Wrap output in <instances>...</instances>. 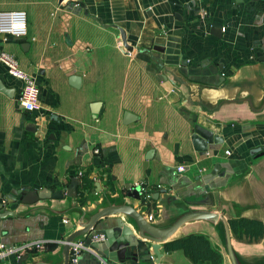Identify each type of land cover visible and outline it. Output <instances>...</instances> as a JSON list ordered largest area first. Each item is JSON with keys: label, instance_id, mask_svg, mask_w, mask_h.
<instances>
[{"label": "crops", "instance_id": "obj_1", "mask_svg": "<svg viewBox=\"0 0 264 264\" xmlns=\"http://www.w3.org/2000/svg\"><path fill=\"white\" fill-rule=\"evenodd\" d=\"M3 10L26 14L25 37H0V51L34 78L38 96L34 112L22 111L20 84L0 64V84L12 91L0 92V242H38L23 264H63L71 232L97 210L127 204L156 228L189 212L217 217L182 223L157 256L126 214L99 219L92 231L105 241L115 225L105 220L115 219L141 241L126 255L264 264V0H0ZM166 45L176 54L151 52ZM202 123L223 137L205 151L192 140ZM71 178L73 195L65 191ZM135 185L139 199L128 196ZM21 188L55 196L23 203ZM100 243L81 264L92 256L129 264Z\"/></svg>", "mask_w": 264, "mask_h": 264}, {"label": "water", "instance_id": "obj_2", "mask_svg": "<svg viewBox=\"0 0 264 264\" xmlns=\"http://www.w3.org/2000/svg\"><path fill=\"white\" fill-rule=\"evenodd\" d=\"M62 1V0H59ZM214 30L215 34H214ZM211 31L213 32V34L215 36H220L221 35V30L220 29H211ZM122 37V45L123 48L125 49V51L130 52L131 48L125 45V40L123 38V34H120ZM166 47L168 49H164L163 47H158V46H154L151 50V52L153 53H158L159 55H175L176 51L174 52L173 49H176L173 46L170 45H166ZM149 59L152 62H155L158 65V68L161 69V64L159 62V58L156 57H152L151 55H149V53H147ZM161 59H163V57H161ZM164 64L165 63L164 61ZM181 65H184L183 63ZM221 80V79H220ZM72 83L77 84L78 82V78L77 77H72L70 80ZM0 92H2L3 94H5L6 96H11L12 95V91L10 88H6L3 87V85L0 84ZM99 103L98 102H92L90 104V109L92 111V113H95V111L97 110ZM124 116H127V113L124 114ZM203 124V125H202ZM202 124H196L194 126V135L192 136V140L196 146L197 149H203L204 151L207 148H210L209 144L212 143H221L223 141V137L222 136H218L217 132L218 130L215 127L212 126H206L204 123ZM217 148V147H214ZM150 152V151H149ZM264 152H258L257 156L263 155ZM221 165L215 164L213 170L211 171L212 175H215L218 168ZM78 183V179L76 178H71L69 186H68V190L66 189V194L69 195H73L74 194V188L75 185ZM69 189H71L69 191ZM17 193L19 194V200L23 203H31L35 200L38 199H42V198H48V197H52L55 196L54 193H50L48 190H34V189H30V188H21L19 190H17ZM128 196L134 198V199H139L140 198V191H139V186L135 185L133 186L129 193ZM121 212L123 214H126L127 216H129L133 222L135 223V226L137 227L138 233L140 234V236L145 237L151 241L154 242V244H152V250H153V254L155 256L158 255L157 253V247H158V243L163 242L165 239H167L170 235L173 234V232L184 222L193 220V219H200V218H216L217 215L214 213H210V212H189V213H185L183 215H181L180 217H178L172 224H170L168 227L166 228H156L150 224H148L147 222L144 221V219L140 216V214L134 209L132 208L130 205L127 204H122V205H116V206H106L103 207L99 210H97L95 213H93L86 222L81 223V226L79 229L71 232L65 239L64 245H63V252H64V260H63V264H81V262L79 261V258L77 260L76 263H70L68 262V243L70 241H72V239L92 230L93 228H97V223L99 222V219H104L107 218V216H109L110 214L113 213H118ZM11 215L12 212H10L9 210H6L4 212V215ZM108 224V221L110 222V224H115L114 227L112 228V226L110 228H112L111 230V237H108L106 235V241L100 243L105 244V245H109V249L110 251H113L112 253H114L113 255H115L116 259L118 262L123 263L125 261H129V264H138L139 261L144 262L145 264H152V256H150V254H144L143 256L137 257L136 253L131 250V252L129 254H125L126 253V249L127 246H131V245H137L139 243H141L140 240L132 237L129 234V229L124 226L123 222H121L119 219H115L114 221L112 220H105ZM114 222V223H112ZM103 227V226H102ZM106 229V226H104ZM107 234V233H106ZM98 243L94 244L97 245ZM91 247H93V245H91ZM94 248V247H93ZM95 254L99 255L101 257V259L104 257H106L103 254H99L100 252H98V250L94 252ZM232 260H234L232 254H231ZM26 259V255L20 256L17 260H16V264H23V261ZM89 264H101L100 261H98L96 259V257L92 256V258L90 259Z\"/></svg>", "mask_w": 264, "mask_h": 264}, {"label": "built area", "instance_id": "obj_3", "mask_svg": "<svg viewBox=\"0 0 264 264\" xmlns=\"http://www.w3.org/2000/svg\"><path fill=\"white\" fill-rule=\"evenodd\" d=\"M26 35V14L23 10L0 11V37L21 39ZM0 64L5 68L6 74L20 84L17 104L24 112H34L37 109L38 87L33 77L24 73L18 66L16 59L9 53L0 51ZM96 152V150H94ZM228 154L229 152L226 151ZM177 171L183 166L176 167ZM151 216H148L150 219ZM65 222V220H62ZM105 235L99 231H88L68 243V262L76 263L83 251H91V245L104 242ZM40 247L36 243L5 244L0 242V259L12 255L16 260L24 250Z\"/></svg>", "mask_w": 264, "mask_h": 264}]
</instances>
